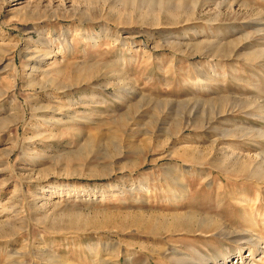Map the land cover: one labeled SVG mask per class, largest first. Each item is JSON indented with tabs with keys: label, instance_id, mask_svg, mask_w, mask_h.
<instances>
[{
	"label": "rangeland",
	"instance_id": "rangeland-1",
	"mask_svg": "<svg viewBox=\"0 0 264 264\" xmlns=\"http://www.w3.org/2000/svg\"><path fill=\"white\" fill-rule=\"evenodd\" d=\"M263 161L264 0H0V264H264Z\"/></svg>",
	"mask_w": 264,
	"mask_h": 264
},
{
	"label": "bare ground",
	"instance_id": "bare-ground-1",
	"mask_svg": "<svg viewBox=\"0 0 264 264\" xmlns=\"http://www.w3.org/2000/svg\"><path fill=\"white\" fill-rule=\"evenodd\" d=\"M236 165V164H235ZM263 165H264V161H263ZM243 170H241V173L242 172H246L245 170V167H243ZM259 170V169H257ZM263 175H264V170H263ZM264 177V176H263ZM181 183L183 180H180ZM181 189H182V185L180 184L179 186ZM183 190V189H182ZM181 190V191H182ZM180 190H178L179 192ZM176 193V192H174ZM181 194V193H180ZM176 195V194H175ZM182 196L180 197H183V192L181 194ZM180 200V199H179ZM184 200V199H183ZM250 211V210H249ZM177 215V213H176ZM199 214H196L195 211H190V213H183V214H178L177 216H166L164 217V215H161V217H164L165 220H167V222L169 221L170 223H168L166 226H165V229H167L169 232H173V231H177V230H184V231H188V230H191V228L193 229H200V230H203V229H207L208 226H213L215 225L214 222H212L210 225L209 224H206V220L204 219H200L201 217L198 216ZM200 220V221H199ZM202 220V222H201ZM208 223V222H207ZM218 225V224H217ZM217 228V227H216ZM186 234V233H185ZM249 248V247H248ZM260 248V247H259ZM261 249V248H260Z\"/></svg>",
	"mask_w": 264,
	"mask_h": 264
}]
</instances>
